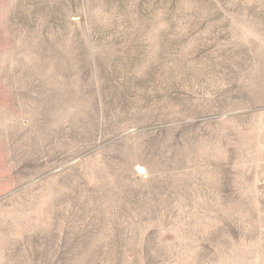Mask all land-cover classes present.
Segmentation results:
<instances>
[{
  "label": "rangeland",
  "instance_id": "1",
  "mask_svg": "<svg viewBox=\"0 0 264 264\" xmlns=\"http://www.w3.org/2000/svg\"><path fill=\"white\" fill-rule=\"evenodd\" d=\"M0 264H264V0H0Z\"/></svg>",
  "mask_w": 264,
  "mask_h": 264
}]
</instances>
